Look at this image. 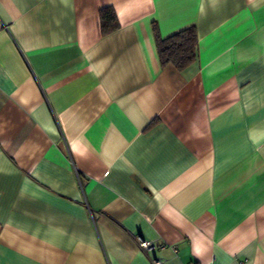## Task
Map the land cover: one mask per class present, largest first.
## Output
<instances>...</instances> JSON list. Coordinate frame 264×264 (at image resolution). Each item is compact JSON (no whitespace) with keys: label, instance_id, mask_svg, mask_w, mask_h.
Returning <instances> with one entry per match:
<instances>
[{"label":"crops","instance_id":"crops-1","mask_svg":"<svg viewBox=\"0 0 264 264\" xmlns=\"http://www.w3.org/2000/svg\"><path fill=\"white\" fill-rule=\"evenodd\" d=\"M154 258L264 264V0H0V264Z\"/></svg>","mask_w":264,"mask_h":264},{"label":"trees","instance_id":"trees-1","mask_svg":"<svg viewBox=\"0 0 264 264\" xmlns=\"http://www.w3.org/2000/svg\"><path fill=\"white\" fill-rule=\"evenodd\" d=\"M99 16L104 34L116 27V16L111 8L101 10ZM153 35L162 66L172 64L177 70L182 71L195 62L198 40L195 27H190L166 39H162L156 25H154Z\"/></svg>","mask_w":264,"mask_h":264},{"label":"built area","instance_id":"built-area-1","mask_svg":"<svg viewBox=\"0 0 264 264\" xmlns=\"http://www.w3.org/2000/svg\"><path fill=\"white\" fill-rule=\"evenodd\" d=\"M139 248L143 251V252H148L149 250L153 249L154 245L151 242L148 241H144L142 240L140 237L135 238ZM151 263L152 264H163L162 260L159 259H151Z\"/></svg>","mask_w":264,"mask_h":264}]
</instances>
